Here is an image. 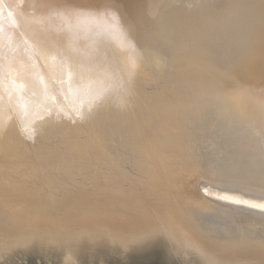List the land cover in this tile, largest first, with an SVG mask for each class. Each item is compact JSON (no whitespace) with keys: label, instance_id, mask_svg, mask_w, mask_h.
I'll return each mask as SVG.
<instances>
[{"label":"bare ground","instance_id":"6f19581e","mask_svg":"<svg viewBox=\"0 0 264 264\" xmlns=\"http://www.w3.org/2000/svg\"><path fill=\"white\" fill-rule=\"evenodd\" d=\"M263 173L264 0H0V258L264 264Z\"/></svg>","mask_w":264,"mask_h":264},{"label":"rangeland","instance_id":"374dc122","mask_svg":"<svg viewBox=\"0 0 264 264\" xmlns=\"http://www.w3.org/2000/svg\"><path fill=\"white\" fill-rule=\"evenodd\" d=\"M102 89H100L98 92L102 91ZM104 89L107 93V88ZM102 92L98 94L101 95ZM261 176H263L262 178L264 179V173ZM247 185L251 188L250 184H246V186ZM263 228L264 227H261V230L257 229V231L254 232H252L253 230H247V232L251 234L263 232L264 234ZM227 229L231 232H236L239 227L235 224V222H232L228 224ZM155 239L161 238L158 237ZM155 239L138 241L125 252H120L115 246H112V249L110 250L111 252L108 251L103 255H97L95 257H91L90 252H98L97 250H104L105 248H108L107 243H105L103 240H97L92 243H88L87 245H83L81 243L77 247L79 249L77 250L76 254H74V256L78 258L82 255L81 264H199V261H197L194 254L184 256L174 254L172 256L168 251V246L162 242L153 241L145 245L146 243ZM118 244L120 245L121 243L118 242ZM51 249L45 250L36 244L31 245L28 248L15 250L11 254H5L3 258H0V264H61V256L59 253L62 254L63 259L65 256H67V254H69Z\"/></svg>","mask_w":264,"mask_h":264},{"label":"water","instance_id":"95a60500","mask_svg":"<svg viewBox=\"0 0 264 264\" xmlns=\"http://www.w3.org/2000/svg\"><path fill=\"white\" fill-rule=\"evenodd\" d=\"M163 244H165V243H163ZM166 245V244H165ZM167 246V245H166ZM98 252H96L95 253V255H93L94 254V252L95 251H92V252H90V254H91V257H95V256H97V255H103L104 253H106V252H108V251H110V250H97ZM168 251L171 253V255L173 256L174 254H177V253H175L174 251H172L169 247H168ZM177 255H179V254H177ZM62 264V263H61ZM234 264H253V263H246V262H238V263H234Z\"/></svg>","mask_w":264,"mask_h":264}]
</instances>
